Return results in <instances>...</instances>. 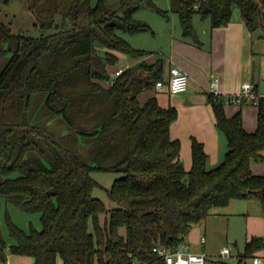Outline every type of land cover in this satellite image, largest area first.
I'll return each mask as SVG.
<instances>
[{
  "label": "trees",
  "instance_id": "obj_1",
  "mask_svg": "<svg viewBox=\"0 0 264 264\" xmlns=\"http://www.w3.org/2000/svg\"><path fill=\"white\" fill-rule=\"evenodd\" d=\"M28 2L40 35L13 32L0 14V209L4 196L5 206L13 201L38 212L41 226H20L6 207L11 239L0 229V264L9 252L29 255L34 264H162L154 246L183 242L192 225L233 198L264 197V174L252 167L264 161V98L250 131L241 110L228 115L223 96L209 92L228 149L209 167L204 143L192 136L186 168L181 140L171 134L177 107L162 105L156 95L139 98L164 78L162 60H143L105 84L121 53H146L118 32L147 27L135 17L139 2L123 15L105 0ZM236 8L249 30L264 36V0H171L183 36L194 41L196 13L214 28L229 24ZM94 169L123 173L108 189L115 207L93 194ZM101 212H109V224L100 223ZM263 241L253 236L246 251Z\"/></svg>",
  "mask_w": 264,
  "mask_h": 264
},
{
  "label": "rangeland",
  "instance_id": "obj_2",
  "mask_svg": "<svg viewBox=\"0 0 264 264\" xmlns=\"http://www.w3.org/2000/svg\"><path fill=\"white\" fill-rule=\"evenodd\" d=\"M97 1L98 0H91V3L95 4ZM150 1L166 11L169 14V17L159 13L150 4ZM138 2L139 8L135 12V17L138 21L146 23L147 27L141 28L138 32H130L124 27H119L118 32L131 42L133 46L146 50L145 55H155L156 58L161 59L164 63V61L166 62L170 56L172 40L175 38L185 40L182 34L180 17L177 12L171 10V0H128L126 5L123 4V0H105L108 7L117 9L121 15H123L124 11L131 5L138 4ZM0 11L2 18L10 24L13 32L22 31L26 34L40 35L41 30L39 25H36L35 23H39V18L37 13L29 7L28 0H10L8 3L4 0H0ZM238 17L242 18L239 9L236 8L232 19H237ZM65 23L66 26H71V21L69 19H67ZM193 24L200 37L205 41L209 39L210 42L212 36L210 19L203 18L199 13H196L194 15ZM261 32V29L253 31V35L248 38L247 43L243 48L242 56L244 57L245 67L241 74L240 85H242L243 82H255L258 84L259 91L264 93V36L260 35ZM99 50L100 53H105V48L103 46L100 47ZM133 60V55L122 53L119 63H129L130 66L134 67L139 65L140 62L145 59H138L137 63L135 62V64L132 65L130 61ZM113 67H115V65ZM105 84L107 83L105 82ZM165 89H167V87L161 89L152 87L142 91L140 95L142 99H145L146 96L152 93L157 96L160 102L166 103L165 105L167 106L172 104V99L169 98ZM36 96L37 94L34 95V98H36ZM42 97V99H44V95H42ZM236 104L238 103H225V111L227 112L231 109V106H236ZM258 107L257 104H253V108L250 109L253 110V115L256 114ZM34 109L39 114H43L39 104L34 103ZM235 109H237V106ZM251 115L249 114L250 117ZM58 121L62 122L59 118ZM182 157L183 155L181 158ZM188 157H191V153L189 152ZM182 160L184 162V158H182ZM254 164V171L264 174V161H257L254 162ZM209 167H213V165ZM91 174L93 178L98 181V184L94 186L93 194L100 197L109 208L115 207L116 203L110 198L108 189L111 188L114 180L120 177L123 173L119 171L94 169ZM2 178L3 176L0 174V179ZM1 203L0 229L7 239H11V237L6 227V207L8 208L12 219L20 226L26 229L29 228L30 223L37 227L41 226L40 214L38 212H27L19 203L13 201L8 202L9 204L5 206L6 197L4 196L1 197ZM249 209H254L258 214V217H249V214H247ZM109 216V212H101L99 215L100 223L102 225H105L106 223L109 224ZM260 218L264 221V197H261L258 193H251L248 197L233 198L227 205L216 206L207 218L197 225V229L193 231V234L195 239L199 238V240L202 235L206 237L207 240L204 244V249L209 254L211 264H264V241L263 245L259 246L254 252L248 253L246 251L248 223L253 227L254 223L257 222V219L259 221ZM204 226L206 227V230L204 229ZM252 229L253 228H251V230ZM122 231L124 232L125 228H122ZM93 232H95L94 226ZM191 232L192 228L185 235V242L189 241ZM223 246L230 247L231 252L229 255L221 254ZM29 259L31 260L33 258L26 255L22 257V255L17 253H8L9 264H30L28 261ZM33 261L32 264H34ZM95 264L102 263L97 259Z\"/></svg>",
  "mask_w": 264,
  "mask_h": 264
},
{
  "label": "crops",
  "instance_id": "obj_3",
  "mask_svg": "<svg viewBox=\"0 0 264 264\" xmlns=\"http://www.w3.org/2000/svg\"><path fill=\"white\" fill-rule=\"evenodd\" d=\"M211 35L210 42L209 39L207 41L202 39L199 34L197 41L189 37H184L185 40L180 38L173 39L170 56L166 62H162L164 78L167 76L171 64L179 65L189 74L190 82L186 91L172 93L168 89H165L169 98L172 99L171 103L179 110L178 118L171 124V134L173 137H178L181 140V156L183 155L182 158H184L186 168H189L192 164V154L191 157H188V152L191 153L192 136H195L204 143L205 149L208 152V166L219 164L225 157L228 141L224 132L218 127L212 104L208 101L210 81L212 76L216 75L219 77L218 92L221 94L235 92L240 89V78L245 67L244 57L242 56L243 48L248 38L253 35V32L249 30L243 19L238 17L237 19H232L227 25L212 28ZM121 56L122 53L120 54V58ZM143 58L148 62H155L159 59L155 55H141L134 56V60L130 61V63L134 65L138 59ZM152 95L150 93L145 99ZM139 98L145 100L141 98V95H139ZM160 103L162 105L166 104L164 102ZM236 106L237 109L242 111V120L245 128L250 131L256 129L259 108H257L256 114L253 115V110H250L253 108L252 103L239 104V106L236 104ZM236 106H231L227 114L232 115L239 111L235 109ZM249 114H252L251 117ZM254 166L255 164L253 163V170ZM247 214H249V217H258L254 209H249ZM203 221L195 223L191 227L192 232L187 243L195 251L205 250L206 237L202 235L199 240V238L195 239L193 234V231L197 229V225ZM251 228L253 229L251 230ZM204 229L206 230L205 226ZM247 230V240L254 235H264V221L261 218L259 221L257 219L253 227L248 223ZM203 236L205 237L204 242L202 241ZM20 255L22 257L25 256L23 254ZM33 260L29 259L28 261L32 264ZM9 263L10 261L8 260L7 264Z\"/></svg>",
  "mask_w": 264,
  "mask_h": 264
},
{
  "label": "built area",
  "instance_id": "obj_4",
  "mask_svg": "<svg viewBox=\"0 0 264 264\" xmlns=\"http://www.w3.org/2000/svg\"><path fill=\"white\" fill-rule=\"evenodd\" d=\"M130 67L129 63H119L111 71L109 79L106 81L107 85L115 82L116 77L119 76L125 69ZM219 77L213 76L210 81V91L214 94H221L218 92ZM189 84V74L179 65L171 64L169 66L167 76L156 81L154 88L161 89L167 87L172 93L184 92L187 90ZM225 103H252L259 105L261 98H264V93L259 91L258 84L255 82H243L240 89L235 92H227L221 94ZM205 241V237H202ZM154 251L157 252L162 259V264H211L209 254L205 250L195 251L190 248L185 241L176 246L156 245ZM231 249L229 246H223L221 254L229 255ZM136 264H151L148 262H138Z\"/></svg>",
  "mask_w": 264,
  "mask_h": 264
}]
</instances>
